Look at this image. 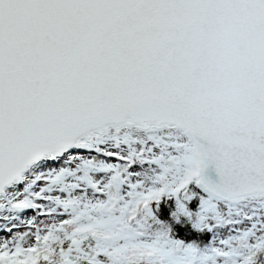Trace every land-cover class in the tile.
I'll list each match as a JSON object with an SVG mask.
<instances>
[{
    "label": "snow or ice",
    "instance_id": "obj_1",
    "mask_svg": "<svg viewBox=\"0 0 264 264\" xmlns=\"http://www.w3.org/2000/svg\"><path fill=\"white\" fill-rule=\"evenodd\" d=\"M0 264H264V0H0Z\"/></svg>",
    "mask_w": 264,
    "mask_h": 264
},
{
    "label": "water",
    "instance_id": "obj_2",
    "mask_svg": "<svg viewBox=\"0 0 264 264\" xmlns=\"http://www.w3.org/2000/svg\"><path fill=\"white\" fill-rule=\"evenodd\" d=\"M210 174V176H211V178H213V179H215V175H214V173H209Z\"/></svg>",
    "mask_w": 264,
    "mask_h": 264
}]
</instances>
